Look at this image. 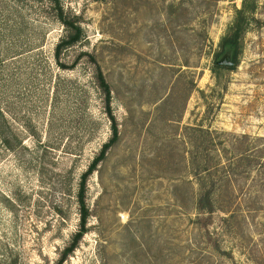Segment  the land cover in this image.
Returning a JSON list of instances; mask_svg holds the SVG:
<instances>
[{"label":"rangeland","instance_id":"374dc122","mask_svg":"<svg viewBox=\"0 0 264 264\" xmlns=\"http://www.w3.org/2000/svg\"><path fill=\"white\" fill-rule=\"evenodd\" d=\"M98 72L117 139L60 264H264V0H0V264H57L78 230Z\"/></svg>","mask_w":264,"mask_h":264},{"label":"trees","instance_id":"16d2710c","mask_svg":"<svg viewBox=\"0 0 264 264\" xmlns=\"http://www.w3.org/2000/svg\"><path fill=\"white\" fill-rule=\"evenodd\" d=\"M239 13H242V11L239 10L238 14ZM240 22H241V18L237 19V23L235 24V28H234L233 32L229 36L224 38L222 40V43H221L220 54L225 52V51L228 52L229 56H230L231 64L230 65H221V64L216 63L217 59H215V61H214L215 67L231 68L234 65V61H235V57H236V49H237L236 45H237L238 36L240 35L239 34ZM72 29H73L72 34L67 36V38L65 40H62L59 44H57L56 50H58V48L60 46L70 45V44H72L78 40V38L80 36L79 27L78 26H72ZM97 80H98V86H99V88L102 92V95H103L104 112H105V114L108 118L109 124H110L111 136L107 142L102 144L97 155L91 160L87 169L80 176V180L78 183L77 199H76L77 204H78V214H79L78 230L74 233V235L71 239V242L68 244V246H66L62 250V255L59 258V261L57 264H60L65 259L66 255L74 249L76 243L78 242V240L80 239V237L84 233V225H85L86 216H87V210H86V207L84 206V201H83V194H84L86 177L92 170L95 169L97 163L104 158L106 149L108 147H110L117 139V129H116V125H115L113 116H112L111 111H110V90H109V86L105 82L104 78L102 77V75L99 72L97 74ZM3 124H4V118H3L2 113L0 111V134L2 136L3 141H5L4 139H5L6 135L3 132ZM6 143H8V142L6 141Z\"/></svg>","mask_w":264,"mask_h":264},{"label":"water","instance_id":"95a60500","mask_svg":"<svg viewBox=\"0 0 264 264\" xmlns=\"http://www.w3.org/2000/svg\"><path fill=\"white\" fill-rule=\"evenodd\" d=\"M223 53H226V54L229 55V53L226 52V51L223 52ZM216 63L221 64V65H230V64H231V62H230V56H229V60L217 59V60H216Z\"/></svg>","mask_w":264,"mask_h":264}]
</instances>
